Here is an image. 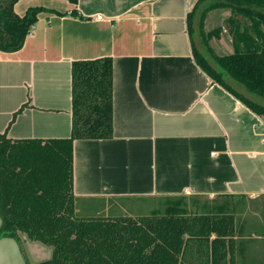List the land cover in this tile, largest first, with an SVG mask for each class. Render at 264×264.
<instances>
[{"label": "crops", "instance_id": "crops-1", "mask_svg": "<svg viewBox=\"0 0 264 264\" xmlns=\"http://www.w3.org/2000/svg\"><path fill=\"white\" fill-rule=\"evenodd\" d=\"M197 2L19 0L20 16L45 10L20 50H0V134L70 137L73 62L111 57L114 136L74 141L76 213L131 199H162L164 213L181 201L242 199L230 260L264 264V115L196 61L188 17ZM230 14L214 9L204 21L223 28L210 41L219 54L234 48Z\"/></svg>", "mask_w": 264, "mask_h": 264}, {"label": "trees", "instance_id": "trees-1", "mask_svg": "<svg viewBox=\"0 0 264 264\" xmlns=\"http://www.w3.org/2000/svg\"><path fill=\"white\" fill-rule=\"evenodd\" d=\"M19 0H0V50H20L43 7L23 16ZM206 0L189 14V29L198 64L248 107L264 115V107L246 99L224 81L196 49L193 20ZM77 3V0H70ZM231 12L225 20L234 51L217 53L210 41L221 26L206 31L207 12ZM83 18L84 16L76 11ZM204 46L220 67L264 97V0H211L202 15ZM73 123L68 138L10 139L0 134L1 235L20 240L18 232L53 248L50 259L37 264H234L235 216L188 214L183 202L165 213L146 216L79 217L74 193V141L114 136V66L111 57L76 60L72 65ZM26 258V257H25ZM29 264V262L27 261Z\"/></svg>", "mask_w": 264, "mask_h": 264}, {"label": "rangeland", "instance_id": "rangeland-1", "mask_svg": "<svg viewBox=\"0 0 264 264\" xmlns=\"http://www.w3.org/2000/svg\"><path fill=\"white\" fill-rule=\"evenodd\" d=\"M206 18V17H205ZM209 31V30H207ZM213 39V38H212ZM231 52L234 51V48L230 50ZM231 52H225L220 51L221 54L231 53ZM242 200V199H241ZM241 200H230L229 203H207L203 200L194 202V201H188L187 205V213L188 214H201L200 210H203V212L206 213H227V214H233L235 216V221L242 220V213L244 212L243 205L241 204ZM245 200V199H244ZM196 203H201L197 207L195 206ZM166 209V204L163 202L162 199L156 198V199H131L123 201L122 203H119L116 207H112L109 211V213H102L99 214H87L84 213V211L80 210L78 213H76L79 217H124L126 215L130 216H146L151 215L152 213H164ZM107 214V215H106ZM18 236L20 238L19 243L22 248L23 254L26 257V260L29 262V264H37L40 261L50 259L53 254V248L50 246H47L43 243L33 241L31 238L26 234L22 233L21 231L18 232Z\"/></svg>", "mask_w": 264, "mask_h": 264}, {"label": "water", "instance_id": "water-1", "mask_svg": "<svg viewBox=\"0 0 264 264\" xmlns=\"http://www.w3.org/2000/svg\"><path fill=\"white\" fill-rule=\"evenodd\" d=\"M211 0L204 1L196 10L193 28H194V43L199 53L205 57L209 65L217 72H224V81L237 93L245 97L246 99L264 107V97L258 95L255 92L250 91L245 84L239 82L231 74L225 72L220 65L216 62L214 57L209 54L208 50L204 46L201 35V21L202 15L205 12L206 6ZM4 16L0 13V22L3 21ZM5 220L0 212V233L4 227ZM0 264H28L23 254L20 243L15 237L0 234Z\"/></svg>", "mask_w": 264, "mask_h": 264}, {"label": "built area", "instance_id": "built-area-1", "mask_svg": "<svg viewBox=\"0 0 264 264\" xmlns=\"http://www.w3.org/2000/svg\"><path fill=\"white\" fill-rule=\"evenodd\" d=\"M98 19H102V16L101 15H98V17H97Z\"/></svg>", "mask_w": 264, "mask_h": 264}]
</instances>
